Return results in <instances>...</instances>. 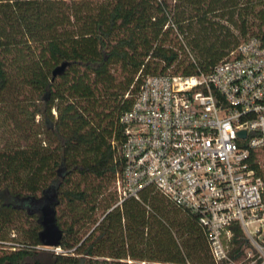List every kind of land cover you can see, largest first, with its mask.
I'll return each instance as SVG.
<instances>
[{"label": "trees", "instance_id": "trees-1", "mask_svg": "<svg viewBox=\"0 0 264 264\" xmlns=\"http://www.w3.org/2000/svg\"><path fill=\"white\" fill-rule=\"evenodd\" d=\"M249 38L264 43V0H0V264H215L196 215L153 186L116 204L119 117L146 77L208 73ZM44 197L61 253L35 248Z\"/></svg>", "mask_w": 264, "mask_h": 264}, {"label": "built area", "instance_id": "built-area-1", "mask_svg": "<svg viewBox=\"0 0 264 264\" xmlns=\"http://www.w3.org/2000/svg\"><path fill=\"white\" fill-rule=\"evenodd\" d=\"M119 122L118 195L151 185L196 215L215 264H240L223 237L236 223L264 262V43L241 41L205 74L146 77ZM35 248L61 253L56 247ZM254 257V255L252 256ZM250 264V263H248Z\"/></svg>", "mask_w": 264, "mask_h": 264}, {"label": "water", "instance_id": "water-1", "mask_svg": "<svg viewBox=\"0 0 264 264\" xmlns=\"http://www.w3.org/2000/svg\"><path fill=\"white\" fill-rule=\"evenodd\" d=\"M67 62H61L51 70V80L56 76L61 75L66 66ZM55 200L44 197L37 208L38 212V223L40 225V231L38 232V240L40 245L45 247H56L58 246L59 239L61 237V231L58 228L55 215H54Z\"/></svg>", "mask_w": 264, "mask_h": 264}, {"label": "rangeland", "instance_id": "rangeland-1", "mask_svg": "<svg viewBox=\"0 0 264 264\" xmlns=\"http://www.w3.org/2000/svg\"><path fill=\"white\" fill-rule=\"evenodd\" d=\"M10 234L13 235L14 232H12ZM247 251L248 252H251V253H250V256H248V255L245 254V259H250L246 264H248V263L253 264V261L252 260L256 257L257 253L254 250H252L251 248H250V250L248 249ZM253 255H255V256L252 257ZM261 264H264V262L262 261Z\"/></svg>", "mask_w": 264, "mask_h": 264}]
</instances>
